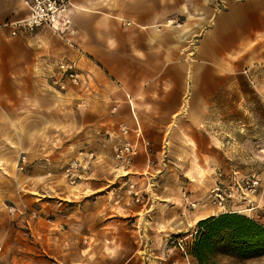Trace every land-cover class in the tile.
I'll return each mask as SVG.
<instances>
[{
    "label": "crops",
    "instance_id": "crops-1",
    "mask_svg": "<svg viewBox=\"0 0 264 264\" xmlns=\"http://www.w3.org/2000/svg\"><path fill=\"white\" fill-rule=\"evenodd\" d=\"M26 15L22 0H0V206L18 210H0L3 257L165 264L167 237L225 211L204 204L217 181H203L218 152L214 94L220 78L264 70V0H72L75 33L12 35L6 22ZM61 61L78 86H50ZM122 141L138 148L126 172L112 155ZM90 153L71 183L63 167Z\"/></svg>",
    "mask_w": 264,
    "mask_h": 264
},
{
    "label": "rangeland",
    "instance_id": "rangeland-1",
    "mask_svg": "<svg viewBox=\"0 0 264 264\" xmlns=\"http://www.w3.org/2000/svg\"><path fill=\"white\" fill-rule=\"evenodd\" d=\"M253 74L255 76L251 77L229 75L217 81L220 88L214 94V132L219 136L215 141L219 146L215 147L218 152L212 153L214 168L206 177L203 176V181L211 184L214 178L215 181L236 184L238 180L254 175L260 185L257 191L245 194L235 187L236 192L226 201L224 210L236 211L264 225V70ZM208 190L204 204L215 209L207 200ZM0 210L6 211L4 205ZM192 232L193 227L184 234V238L179 234L166 238V247L173 249L167 251L165 264H196L178 246L181 244L184 248L191 240ZM11 255L5 259L3 250H0V264H7ZM211 264H264V256L241 262L216 256Z\"/></svg>",
    "mask_w": 264,
    "mask_h": 264
},
{
    "label": "built area",
    "instance_id": "built-area-1",
    "mask_svg": "<svg viewBox=\"0 0 264 264\" xmlns=\"http://www.w3.org/2000/svg\"><path fill=\"white\" fill-rule=\"evenodd\" d=\"M27 8V15L13 22H6L10 25L11 34L15 35L19 30L34 31L40 28H49L60 36L66 34H73L72 20L70 17V8L72 0H22ZM81 81V74L77 70L74 63L69 61H61L56 64V74L50 78V86L56 90H65L69 85L78 86ZM122 135H128L129 129L122 125L119 127ZM113 159L116 162L117 168L122 172H126L132 166L135 157L138 155L137 145L129 141H122L114 144L112 147ZM94 156L90 153L82 156L80 159H74L66 163L63 167V174L71 183H75L77 179V172L79 169H86L90 165ZM162 165L167 164V153L162 152ZM152 160L149 165H152ZM154 165V164H153ZM28 166V160L25 154L20 153L17 158L16 167L19 171H23ZM237 184V185H236ZM236 184L227 182L223 183L217 180L207 192V200L213 206L224 210L225 203L231 199L239 188L242 193L253 194L259 188V181L254 176L244 177ZM264 189V188H263ZM125 193L132 199L134 203H139L143 200V194L136 188L135 184L128 183ZM191 208L195 206L194 203L189 204ZM9 214H14L18 210L12 203L4 205ZM183 252V246L178 245Z\"/></svg>",
    "mask_w": 264,
    "mask_h": 264
},
{
    "label": "trees",
    "instance_id": "trees-1",
    "mask_svg": "<svg viewBox=\"0 0 264 264\" xmlns=\"http://www.w3.org/2000/svg\"><path fill=\"white\" fill-rule=\"evenodd\" d=\"M183 254L196 264H211L216 256L247 261L264 256V225L233 210L206 217L193 226Z\"/></svg>",
    "mask_w": 264,
    "mask_h": 264
}]
</instances>
